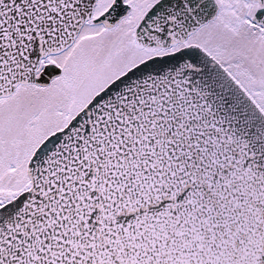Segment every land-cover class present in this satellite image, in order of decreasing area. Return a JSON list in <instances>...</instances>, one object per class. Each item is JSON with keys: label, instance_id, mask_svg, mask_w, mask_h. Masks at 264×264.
<instances>
[{"label": "water", "instance_id": "95a60500", "mask_svg": "<svg viewBox=\"0 0 264 264\" xmlns=\"http://www.w3.org/2000/svg\"><path fill=\"white\" fill-rule=\"evenodd\" d=\"M95 4L0 0V98L59 74L35 76ZM215 15L212 1L162 0L136 38L170 46ZM26 173L0 206V264H264V112L198 49L129 69L41 142Z\"/></svg>", "mask_w": 264, "mask_h": 264}, {"label": "flooded vegetation", "instance_id": "af4514ba", "mask_svg": "<svg viewBox=\"0 0 264 264\" xmlns=\"http://www.w3.org/2000/svg\"><path fill=\"white\" fill-rule=\"evenodd\" d=\"M137 1L138 0H97L96 5L93 8L91 18L82 26L72 44L60 53L44 57L40 61L36 71V77H40L47 67L58 66L59 74L53 76L47 84L44 85H20L10 96L1 98L0 101L8 99L21 88L29 87L37 91H46L50 88L58 86V84H60V88L70 86L72 84V79L79 76V69L84 67V65L80 64L76 66V64H72L71 72L68 73V71H66V64L63 61L64 55L73 49L77 43L87 45L99 36L104 37L112 35L115 32L117 33V31L121 33V27L123 28L126 24H132V29L130 30L129 35L130 38L128 37L129 43H132V47L138 49L140 54L136 55V52L133 51L134 49L132 48L133 50H130L131 52L128 53L127 57H118L115 62V64H117L115 66L116 68L112 70V72L109 73L99 84L95 86L92 85V88L85 94L81 92L78 96H74L73 92L76 91L74 90L76 87H72L73 91L71 93L73 94H70L68 99L71 107L69 111L64 113L68 115V117L59 128H56L53 131L64 127L71 117L78 113L94 95L132 66L150 57L173 53L188 46L201 50L222 65L243 85V87L257 100L259 105L264 110V101L261 98L264 96V88L263 86L255 87L252 85L253 80L256 82H260L259 79L264 80V18L262 17L264 14V0H206L208 3L214 1L216 4V16L198 27L182 42L165 47L143 46L138 43L135 37V31L141 19L153 8V6L162 0H151V4L147 6L143 12H141L140 17L138 16V11L135 7ZM113 5H115L114 7L116 8L114 12V15H116L113 17L115 19H111L108 23L100 22L99 19L103 17L113 7ZM259 14L261 15L259 16ZM223 34L230 36V38L234 40H240V42L245 43L246 45H250L252 44L251 42L254 41L260 46L257 59L262 63H257V65H255L254 73L256 74L245 68L240 61L230 60L224 56V54H226L224 52L226 51V46L222 42L218 41L221 37L220 35ZM142 51L144 52L143 54ZM241 55L242 54L239 56ZM226 56H228V53ZM63 77L66 80H62ZM59 79L61 81L57 82ZM23 182L20 183L16 189H0V202L7 199L9 195H14L23 189L25 187V183Z\"/></svg>", "mask_w": 264, "mask_h": 264}, {"label": "rangeland", "instance_id": "374dc122", "mask_svg": "<svg viewBox=\"0 0 264 264\" xmlns=\"http://www.w3.org/2000/svg\"><path fill=\"white\" fill-rule=\"evenodd\" d=\"M150 4L151 0L137 1L135 7L139 17ZM121 29V33L117 31L112 35L99 36L87 45L77 43L64 55L63 61L68 73L71 72L72 64L84 65L79 69V76L72 79L70 86L60 88L58 84L46 91L21 88L8 99L0 101V189H16L26 180L24 167L31 151L48 133L65 122L68 115L64 113L71 107L68 101L70 94H85L92 85L99 84L116 68L118 57H127L130 50L134 49L136 55L140 54L129 43L132 24H126ZM220 36L218 41L226 46L224 56L240 61L254 73L255 65L262 63L257 59L260 46L254 41L246 45L230 36ZM240 54L242 55L239 56ZM62 80L66 79L63 77ZM259 80L260 82L253 80L252 85L264 88V80ZM60 81L59 79L57 82ZM72 87H76L73 93ZM261 98L264 101V96Z\"/></svg>", "mask_w": 264, "mask_h": 264}]
</instances>
